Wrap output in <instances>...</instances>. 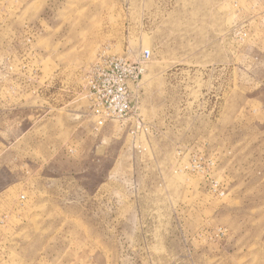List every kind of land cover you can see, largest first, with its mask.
Here are the masks:
<instances>
[{"label": "rangeland", "instance_id": "obj_1", "mask_svg": "<svg viewBox=\"0 0 264 264\" xmlns=\"http://www.w3.org/2000/svg\"><path fill=\"white\" fill-rule=\"evenodd\" d=\"M0 264H264V0H0Z\"/></svg>", "mask_w": 264, "mask_h": 264}, {"label": "built area", "instance_id": "obj_2", "mask_svg": "<svg viewBox=\"0 0 264 264\" xmlns=\"http://www.w3.org/2000/svg\"><path fill=\"white\" fill-rule=\"evenodd\" d=\"M150 56L144 50L138 62L129 63L122 58L97 63L89 72V96L91 114L96 127L110 120L129 118L133 106L130 84L137 83L143 73V62Z\"/></svg>", "mask_w": 264, "mask_h": 264}]
</instances>
